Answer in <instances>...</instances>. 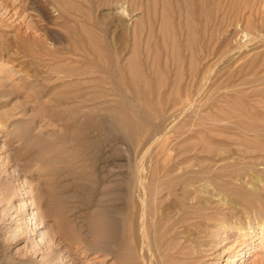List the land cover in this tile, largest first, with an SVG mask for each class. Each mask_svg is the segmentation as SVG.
Segmentation results:
<instances>
[{
	"label": "rangeland",
	"instance_id": "rangeland-1",
	"mask_svg": "<svg viewBox=\"0 0 264 264\" xmlns=\"http://www.w3.org/2000/svg\"><path fill=\"white\" fill-rule=\"evenodd\" d=\"M53 262L264 264V0H0V264Z\"/></svg>",
	"mask_w": 264,
	"mask_h": 264
},
{
	"label": "bare ground",
	"instance_id": "bare-ground-1",
	"mask_svg": "<svg viewBox=\"0 0 264 264\" xmlns=\"http://www.w3.org/2000/svg\"><path fill=\"white\" fill-rule=\"evenodd\" d=\"M134 174H135V173H134ZM168 176H169V175H168ZM163 177H164V176H163ZM175 182H176V181H175ZM8 184H9V183H8ZM158 186H159V185H158ZM8 187H9V186H8ZM157 188H158V187H157ZM162 188H163V187H162ZM177 188H178V187H177ZM10 189H11V188H10ZM151 189H152V188H151ZM153 189H154V188H153ZM159 189H160V188H159ZM8 191H9V190H8ZM14 191H16V190H14ZM196 191H197V190H196ZM159 192H160V191H159ZM162 192H163V191H162ZM27 193H28V192H27ZM5 194H7V193H5ZM149 194H150V193H149ZM159 194H163V193H159ZM194 194H195V192H194ZM155 195H156V193H155ZM179 195H180V194H179ZM150 196H152V195L150 194ZM153 196H154V195H153ZM164 196H165V195H164ZM169 196H170V195H169ZM160 197H161V196H160ZM181 197H182V196H181ZM12 198H14V197H12ZM173 200H174V199H173ZM189 200H190V199H189ZM9 201H11V199H10ZM28 201H29V200H28ZM14 202H15V201H14ZM178 202H179V201H178ZM178 202H177V203H178ZM11 203H12V202H11ZM141 203H142V202H141ZM143 204H145L144 201H143ZM12 205H13V204H12ZM10 206H11V205H10ZM120 206H121V205H120ZM174 206H175V205H174ZM11 207H12V206H11ZM13 207H14V206H13ZM13 207H12V208H13ZM22 207H23V206H22ZM123 207H124V206H123ZM176 207H177V206H176ZM33 208H34V207H33ZM197 208H198V207H197ZM116 209H117V208H116ZM123 209H124V208H123ZM173 209H174V208H173ZM192 209H193V208H192ZM114 210H115V209H114ZM118 210H119V209H118ZM118 210H117V211H118ZM121 210H122V209H121ZM121 210H120V211H121ZM166 210H167V209H164V211H166ZM14 211H15V210H14ZM123 211H124V210H123ZM164 211H163V212H164ZM182 211H183V210H182ZM199 211H201V210H199ZM161 212H162V211H161ZM174 212H175V211H174ZM178 212H179V211H178ZM190 212H191V211H190ZM192 212H193V211H192ZM32 213H33V212H32ZM34 213H35V212H34ZM156 213H157V211H156ZM200 213H201V212H200ZM12 214H13V213H12ZM124 214H125V213H124ZM169 214H170V213H169ZM197 214H198V213H197ZM197 214H196V215H197ZM29 215H30V214H29ZM36 215H37V213H36ZM109 215H110V214H109ZM111 215H112V214H111ZM160 215H161V214H160ZM176 215H177V214H176ZM182 215H183V213H182ZM196 215H195V216H196ZM199 215H200V214H199ZM23 216H24V215H23ZM31 216H32V215H31ZM180 216H181V215H180ZM221 216H222V215H221ZM39 217H40V216H39ZM108 217H109V216H108ZM110 217H111V216H110ZM112 217H113V216H112ZM30 218H31V217H30ZM33 218H34V217H33ZM35 218H37V216H36ZM174 219H178V218H174ZM28 220H29V219H28ZM37 220H38V218H37ZM109 220H110V219H109ZM115 220L118 221L117 218H116ZM41 221H43V220H41ZM117 221H116V222H117ZM119 221H120V220H119ZM121 221H122V220H121ZM171 221H172V220H171ZM187 221H188V220H187ZM207 221H208V220H207ZM106 222L108 223L109 221L106 220ZM111 222H112V221H111ZM33 223L35 224V222H33ZM37 223H38V222H37ZM37 223H36V224H37ZM41 223H43V222H41ZM28 224H29V223H28ZM112 224L114 225V223H112ZM117 224H118V223H117ZM199 224H200V223H199ZM205 224H206V223H205ZM22 225H23V224H22ZM108 225H109V224H108ZM120 225H121V224H120ZM206 225H207V224H206ZM41 226H42V225H41ZM106 226H107V225H106ZM114 226H115V228H114ZM114 226H111V228L113 227L114 230L117 229L116 225H114ZM209 226H210V225H209ZM219 226H220V225H219ZM37 227H38V225H37ZM222 227H224V226H222ZM38 228H39V227H38ZM96 228H98V227H96ZM96 228H95L94 231H97ZM109 228H110V227H109ZM109 228H108V226H107V229H109ZM178 228H179V227H178ZM196 228H197V227H196ZM92 229H93V228H92ZM105 229H106V228H105ZM194 229H195V228H194ZM110 230H111V229H110ZM119 230H120V229H119ZM172 230H173V229H172ZM197 230H198V229H197ZM41 231H43V230H41ZM98 231H99V230H98ZM98 231H97V232H98ZM165 231H166V230H165ZM192 231H193V230H192ZM202 231H203V230H202ZM14 232H15V231H14ZM17 232H18V231H17ZM36 232H37V231H36ZM108 232H109V231H108ZM108 232H107V233H108ZM110 232H112V230H111ZM110 232H109V233H110ZM178 232H179V231H178ZM197 232H198V231H197ZM199 232H200V231H199ZM205 232H207V231H205ZM241 232H242V231H241ZM251 232H252V231H251ZM41 233H42V235H44V236L46 235L45 231H43V232H41ZM107 233H106V234H107ZM109 233H108V235H109ZM210 233H212V232H210ZM119 234H120V233H119ZM212 234H213V233H212ZM94 235H95V234H94ZM96 235H97V234H96ZM97 236H98V235H97ZM168 236H169V235H168ZM173 236H174V235H173ZM188 236H189V235H188ZM211 236H212V235H211ZM214 236H215V235H214ZM218 236H219V235H218ZM101 237H103V236H101ZM191 237H193V236H191ZM216 237H217V235H216ZM43 238H44V237H43ZM98 238H99V237H98ZM110 238H111V237H110ZM174 238H175V236H174ZM217 238H218V237H217ZM46 239H47V238H46ZM96 239H97V238H96ZM100 239H101V238H100ZM177 239H178V241L180 240L178 237H177ZM222 239H223V238H222ZM251 239H252V238H251ZM44 240H45V238H44ZM101 240L103 241V239H101ZM110 240H111V239H110ZM175 240H176V238H175ZM201 240H203V239H201ZM41 241H42V240H41ZM50 241H51V240H50ZM96 241H97V240H96ZM203 241H204V240H203ZM236 241H237V240H236ZM236 241H235V243H236ZM39 242H40V241H39ZM98 242H99V240H98ZM104 242H105V241H104ZM200 242H201V241H200ZM210 242H211V241H210ZM210 242H209V243H210ZM168 243H169V242H168ZM168 243H167V245H168ZM45 244H46V243H44V245H45ZM176 244H178V242H177ZM240 244H241V243H240ZM100 245H101V244H100ZM235 245H236V244H235ZM47 246H48V245H47ZM101 246H102V245H101ZM103 246H104V245H103ZM179 246H180V245H179ZM199 246H200V245H199ZM203 246H205V245H203ZM255 246H256V245H255ZM43 247H44V246H43ZM51 247H52V244H51ZM94 247H99V246H95V245H94ZM193 247H194V246H193ZM195 247H196V246H195ZM53 248H54V247H53ZM86 248H87V247H86ZM203 248H204V247H203ZM205 248H206V247H205ZM211 248H212V247H211ZM233 248H234V247H233ZM51 249H52V248H51ZM102 249H103V248H102ZM225 249H226V248H225ZM52 250H53V249H52ZM226 250H228V249H226ZM84 251H85V250H84ZM41 252H42V251H41ZM45 252H46V251H45ZM55 252H56V251H55ZM205 252H206V251H205ZM222 252H223V251H222ZM47 253H48V252H47ZM57 253H58V251H57ZM62 253H63V252H62ZM176 253H177V252H176ZM199 253H200V252H199ZM206 253H207V252H206ZM215 253H216V252H215ZM55 255H56V254H55ZM55 255H54V256H55ZM64 255H65V254H64ZM172 255H173V254H172ZM194 255H195V254H194ZM219 255H220V254H219ZM59 256H60V253H59ZM59 256L57 255V257H59ZM66 256H67V255H66ZM66 256H65V257H66ZM174 256H175V255H174ZM43 257L45 258V256H43ZM61 257H63V256H61ZM185 257H186V256H185ZM59 259H60V257H59ZM63 259H64V258H63ZM172 259H174V258L172 257ZM187 259H191V258H187ZM201 259H202V258H201ZM40 260H41V259H40ZM50 260H51V259H50ZM179 260H180V259H179ZM58 261L60 262V260L57 259L56 262H58ZM184 261H185V260H184ZM203 261H204V260H203ZM45 262H46V261H45ZM51 262H52V261H51ZM56 262H55V263H56ZM64 262H65V261H64ZM64 262H63V263H64ZM180 262H181V261H180ZM198 262H199V261H198ZM200 262H201V261H200ZM183 263H184V262H183ZM206 263H207V262H206ZM39 264H40V263H39ZM43 264H44V263H43ZM53 264H54V262H53ZM173 264H176V263H173ZM197 264H198V263H197ZM199 264H201V263H199Z\"/></svg>",
	"mask_w": 264,
	"mask_h": 264
}]
</instances>
